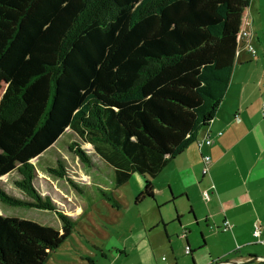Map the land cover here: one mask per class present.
<instances>
[{
    "label": "trees",
    "instance_id": "16d2710c",
    "mask_svg": "<svg viewBox=\"0 0 264 264\" xmlns=\"http://www.w3.org/2000/svg\"><path fill=\"white\" fill-rule=\"evenodd\" d=\"M249 2L0 0V203L54 211L67 236L76 218L38 175L81 192L54 147L63 134L114 186L148 176L134 203L152 198L150 178L215 115ZM47 244L42 225L0 214V264H37Z\"/></svg>",
    "mask_w": 264,
    "mask_h": 264
},
{
    "label": "crops",
    "instance_id": "0c3cea01",
    "mask_svg": "<svg viewBox=\"0 0 264 264\" xmlns=\"http://www.w3.org/2000/svg\"><path fill=\"white\" fill-rule=\"evenodd\" d=\"M241 29L247 36L238 45L228 86L214 117L197 136L208 135L210 143H190L150 178L153 196L169 200L175 209V217L170 211L161 216L157 205L159 222L147 223L151 230L158 223L163 227L171 256L160 258L164 264H264V0H250ZM246 43L255 49L254 56ZM203 191H210L209 198ZM173 219L176 228L169 227ZM142 240L151 245L144 235Z\"/></svg>",
    "mask_w": 264,
    "mask_h": 264
},
{
    "label": "rangeland",
    "instance_id": "374dc122",
    "mask_svg": "<svg viewBox=\"0 0 264 264\" xmlns=\"http://www.w3.org/2000/svg\"><path fill=\"white\" fill-rule=\"evenodd\" d=\"M260 119L264 118L260 116ZM62 138L68 142L65 134ZM65 142L59 139L54 147L63 157L71 178L76 180L81 192H78L67 178L54 177L42 171H39L38 175L50 188L62 214L71 219L76 218L71 227H66L67 236L61 219L54 211L0 203L1 215L27 219L44 227L48 244L37 264H153L154 261L157 264L166 263L160 260L161 256L171 258L163 227L158 223L156 228L151 230L154 227H147V223L151 220L159 222V212L162 216V212L170 211L175 217L173 204L168 202L169 200L158 201L155 195L134 204L135 195L142 189L148 176L133 172L125 183L114 186L113 170L109 165L102 162L99 167L94 164L90 168L86 167L67 148ZM2 180L10 185L5 176ZM43 190L45 191V188ZM166 192L169 193L168 190ZM207 193L209 198L210 191ZM188 207L189 205L187 209ZM187 209L184 212L185 217L189 215ZM201 225L205 226L202 222ZM169 227H177L175 219L170 221ZM149 231V236H145ZM143 235L151 242L149 248L144 246ZM170 264H173V261Z\"/></svg>",
    "mask_w": 264,
    "mask_h": 264
},
{
    "label": "built area",
    "instance_id": "2783aa9c",
    "mask_svg": "<svg viewBox=\"0 0 264 264\" xmlns=\"http://www.w3.org/2000/svg\"><path fill=\"white\" fill-rule=\"evenodd\" d=\"M247 36V32L244 30V29H240L239 31V39H240V42L242 39H244L245 37ZM246 49L254 56L255 55V49L249 44V43H246ZM210 138L208 135L205 136L204 139H201V140H198L196 139V143L198 145V147H200L203 143H206V144H209L210 143ZM204 162L207 163L208 162V157H204ZM203 197L206 199L208 198V193L207 191H203ZM224 224L225 226H227V221H224ZM260 234V225H258L257 223L254 224V229H253V235L254 236H259ZM185 253L188 254L189 253V249L186 247L185 249ZM162 260H165V257H161ZM264 259V257L262 258Z\"/></svg>",
    "mask_w": 264,
    "mask_h": 264
},
{
    "label": "water",
    "instance_id": "95a60500",
    "mask_svg": "<svg viewBox=\"0 0 264 264\" xmlns=\"http://www.w3.org/2000/svg\"><path fill=\"white\" fill-rule=\"evenodd\" d=\"M222 263H225V261H218V264H222Z\"/></svg>",
    "mask_w": 264,
    "mask_h": 264
}]
</instances>
